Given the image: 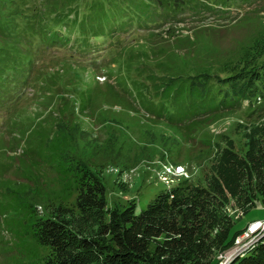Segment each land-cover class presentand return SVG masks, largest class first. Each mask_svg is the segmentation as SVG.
Segmentation results:
<instances>
[{
    "label": "trees",
    "instance_id": "1",
    "mask_svg": "<svg viewBox=\"0 0 264 264\" xmlns=\"http://www.w3.org/2000/svg\"><path fill=\"white\" fill-rule=\"evenodd\" d=\"M15 3H0V32L6 45L0 46V79L4 65L11 64L14 73L29 71L27 44L23 42V52L18 49L23 36L39 34L45 47L82 51L106 40L107 51L119 32L134 23L139 28L153 26L144 41L148 59L136 57L144 76L130 79V87L126 79L116 83L120 90L130 88L128 95L147 115L180 127L194 122V117L231 110L243 99L264 103V31L236 54L217 57L216 48L204 39L213 25L199 24L191 35L178 26L184 20L177 17L191 8V0H89L83 6L78 0H63L60 6L46 3L31 13H23ZM17 15L25 16L23 26ZM70 32L78 35L69 37ZM0 88L5 89L2 84ZM238 127H243L245 149L223 135L221 143H215L204 184L182 178L139 212L134 200L108 206L102 177L65 152L68 138L61 132L50 135L38 128L23 133L39 137L29 150L32 155H37L35 146L44 150L43 160L54 164L57 173L55 187L45 184L51 199L43 214L29 203H18L31 221L33 245L27 250L39 264H217L218 253L242 230L228 208L246 212L264 203V119ZM229 264H264V232Z\"/></svg>",
    "mask_w": 264,
    "mask_h": 264
},
{
    "label": "rangeland",
    "instance_id": "2",
    "mask_svg": "<svg viewBox=\"0 0 264 264\" xmlns=\"http://www.w3.org/2000/svg\"><path fill=\"white\" fill-rule=\"evenodd\" d=\"M62 1L16 0L15 5L23 13H31L46 3L60 6ZM88 1L78 0L81 6ZM24 17L17 15L19 26L25 24ZM177 18L184 20L178 23L183 34H193L202 23L213 25L215 29L207 30L204 39L216 48V56L236 54L242 44L264 31V0H191V8ZM48 24L52 26V22ZM152 27L139 28L133 23L119 32L107 51L106 40H97L85 51L45 47L39 34L19 41L22 52L23 42L27 44L29 71L14 73L8 63L0 79L5 88H0V264H39L38 257L27 250L33 245L31 221L18 203H29L43 214L57 173L54 164L43 160L44 150L37 151L35 146L37 155L31 154L29 146L40 140L36 134L25 137L31 130L44 129L50 135L61 132L59 135L68 138L65 152L102 177L108 206L134 200L136 212L182 178L204 184L215 143H221L223 135L245 149L243 127L238 124L264 119L263 102L243 99L231 110L194 117V122L179 127L147 115L128 95L130 79L144 76L140 71L144 66L137 64L136 57L148 59L144 41ZM77 35L70 32L69 37ZM4 37L0 32V46L6 47ZM122 79L129 86L127 91L116 83ZM114 91L126 93L127 98L116 97ZM228 211L242 230L231 246L218 253L217 264H229L241 251V243L256 235L246 236L252 223L264 222L261 202L246 212L234 207Z\"/></svg>",
    "mask_w": 264,
    "mask_h": 264
},
{
    "label": "built area",
    "instance_id": "3",
    "mask_svg": "<svg viewBox=\"0 0 264 264\" xmlns=\"http://www.w3.org/2000/svg\"><path fill=\"white\" fill-rule=\"evenodd\" d=\"M263 232H264V222L256 221L254 224H252L248 229V233L246 234V236H248V234L250 236V234L253 233H256V235L249 237L246 242L241 243L239 248L241 251L239 253H242L245 248L253 246L255 244L256 237L260 236L261 233Z\"/></svg>",
    "mask_w": 264,
    "mask_h": 264
},
{
    "label": "bare ground",
    "instance_id": "4",
    "mask_svg": "<svg viewBox=\"0 0 264 264\" xmlns=\"http://www.w3.org/2000/svg\"><path fill=\"white\" fill-rule=\"evenodd\" d=\"M254 223H255V222H254ZM254 223H252V224H254ZM249 228H250V227H249ZM256 240H257V237H256ZM256 240H255V242H256ZM247 248H248V247H247ZM247 248H245L244 251H245ZM244 251H243V252H244ZM239 254H241V253H238L237 255H239Z\"/></svg>",
    "mask_w": 264,
    "mask_h": 264
}]
</instances>
